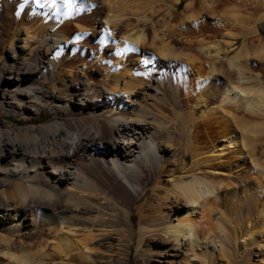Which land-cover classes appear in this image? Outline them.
I'll return each instance as SVG.
<instances>
[{"label":"bare ground","instance_id":"1","mask_svg":"<svg viewBox=\"0 0 264 264\" xmlns=\"http://www.w3.org/2000/svg\"><path fill=\"white\" fill-rule=\"evenodd\" d=\"M197 1L0 0V60L11 51L18 76L0 103L18 115L0 124V216L18 204L0 227L3 264H92L97 237L113 234L118 256L137 237L144 264L160 238L189 240L179 264H208L203 242L250 263L264 230V8L249 23L244 0ZM43 106L55 118L34 126ZM219 198L246 212L231 217Z\"/></svg>","mask_w":264,"mask_h":264},{"label":"rangeland","instance_id":"2","mask_svg":"<svg viewBox=\"0 0 264 264\" xmlns=\"http://www.w3.org/2000/svg\"><path fill=\"white\" fill-rule=\"evenodd\" d=\"M202 1L203 0H198L196 2V5H197L198 8L201 7L199 5H202L201 4ZM247 1H248V3H247ZM247 1L244 0V5L246 6V8H243V11L245 13L247 12V14H248L249 13V10H250V13H249L250 16L249 15H244V16L249 17L248 18L249 20L247 19V21L249 23H252L250 21H254L255 20L257 14H258V11L263 10V8H264V5H263L264 4V0L263 1H261V0H247ZM227 10H228V8L227 9H222V11L220 10L221 12L218 10V11H216L214 13H210L208 15V17H207L208 20H209V23H211L212 25L215 24V26H216L218 24L217 23L218 22L217 21L218 18H221L222 20H224L223 18H226V16L228 15V11ZM251 11H252V14H251ZM160 24L161 23H157V25H158L157 27H160L159 26ZM159 29H160L159 32L162 33V31H161L162 29L161 28H159ZM158 38H160V37H158ZM68 43L71 44L72 42L69 41ZM17 44L20 45V46H22V42H20V40L17 42ZM237 46L240 47L241 46V42L236 43L235 45H233L232 48H230V50L233 51L235 48H237ZM189 51H193V50H190L189 49ZM7 55H8V57H7ZM181 58L184 59L185 57L184 56H181ZM252 58L255 59L256 56H252ZM10 59H13V53L8 50V52H6V57H4V58H2L0 60V103L4 99H6V101L7 100L13 101V97H11V95H14L13 94L14 91L10 92V91L7 90V93L6 94L3 93V91L7 88V82L8 81H11V80L12 81H15L18 78V76L16 75V72H13L14 69L10 66V63H11ZM163 59H165V61H168L169 60L168 57H167V59H166V57H163ZM172 60H173V62H176V61H178V58H172ZM6 61L10 62L7 67H5V65H4V63ZM258 62H260V61L258 60ZM257 65H259V63ZM150 84L151 83H148L147 82L145 85L143 84L141 86H137V88L134 89V94H132V95L134 97H138V98L141 99V98H143V95L150 94L151 88H149V87H146L145 88L146 85H150ZM8 88L10 89V87H8ZM135 93H137V94H135ZM189 99H188V103L190 102L189 105H191V101L193 100V97H190ZM148 100H150V102H151L153 100V97H150ZM72 103H74V102H72ZM126 103H127V105H129L131 107L133 106V104L134 105H137V102L136 101H133L132 99H127ZM193 108L194 109L192 111H193L194 115L197 116V117H199L200 114L202 113V110H204L203 108H205V105L202 104V103H200L197 106H194ZM53 111L54 110L51 108V106H43L41 112H34L33 113V115L36 118L32 122V124L34 126H39L41 124L48 123V122L54 120V118H55V115L54 114L55 113H53ZM8 114H10L12 117H15V118L18 117V115L16 113L11 112V111H7V109H4L1 106V104H0V124L6 121V119H7L6 118V115H8ZM24 124L25 125H29V124H26V123H24ZM225 152H226V154H223V155L224 156H226V155L228 156L229 153L227 151H225ZM247 155L248 154H246V156L244 155V157H243V155H241V159L246 158L248 160L247 162L251 163V160H250L251 158L249 156H247ZM258 156L260 157L261 160H264V154L260 153ZM224 158L221 159V161H224L225 160ZM186 161H187V163L189 165L191 164V156L190 155L188 156V158H187ZM214 162H216V161H214ZM211 163H213V162H211ZM214 172H216V171H214ZM219 173H222V172H219ZM219 175L225 176L223 174H219ZM226 188H229V187H226ZM236 189L239 190V191L241 190L240 187H238V186L236 187ZM220 190H221L220 192H222L221 193V198H223V200H224V196H222V194L224 195L225 189H222V187H221ZM222 201L220 200V198L217 200L219 206L222 207L224 210H226V212L231 217H237L239 214H244V212H246L245 205H242L241 206L240 205L241 204L240 202H236V204L235 203L233 204L234 201H232V200L230 202L227 201V202H223V203H222ZM11 204L12 205H11L9 211H11L12 214L10 216H7V215L6 216H4V215H1L0 216V227L1 226L7 227V225H10L12 223H15L16 220H17V219H15L17 217H15L13 215H15V212H16L15 211V207H17L18 204L16 202L14 203L13 201L11 202ZM1 211L2 210L0 209V214H4L5 213V212L2 213ZM214 214H216V213H214ZM28 215L31 216L29 213H27L26 215L25 214H22V216H28ZM31 218L32 217H26V218H24L23 219L22 226H24L25 224H30ZM29 227L30 226L27 225V226H25V229L28 230ZM256 230H257L256 237L258 238V239H256V241L257 240L258 241L255 243V245H252L251 246L252 249H251V247L250 248H248V247L245 248V249H248L247 252L249 253V255L246 257V259H248V261L250 262L249 264H264V230L262 231V233H259V231H260V228L259 227H256ZM96 231H97V228H96ZM246 237L247 236H245V238ZM95 241H96V244L99 246V249L96 250V251H93V256H94V258H95L96 261L95 262H92V264H144L143 261H142L143 256L140 254L141 253V249H139L137 247L138 246V238L137 237H135V239L132 241V243H133L132 244V248H131L128 256H123V255H119L118 256V254L116 252L110 251V249L111 248H114V245L118 243L117 235L116 234H113V237L112 236H107V235L106 236L100 235V236L97 237V239ZM160 241H164V243H162V245H163L162 247H164L165 249H164V251L162 252V254L160 256L157 255L156 253H153L152 254V259L153 260L151 261V264H179L180 261H183V259L187 256V254L193 255L192 254L193 252L190 250L189 240H187V239L184 240V241H182V244H181L180 247L174 246V245L170 244L172 242L171 239H169V240H163L162 238H160ZM111 242H113V243H111ZM238 248H240L239 251H238ZM195 250H196V252L199 255H203V253L205 252V250H208L209 253H211V256L210 255L209 256L207 255V258H209L208 259V264H227L226 263L227 262L226 261L227 256L221 255L222 253H221V246H220V244H217L215 246V244L211 243V244L208 245V247H206V245L203 242L201 245H196L195 246ZM232 250H233V253L230 256V259H231L232 262H235L236 260H239L238 256L240 255V253L242 254L243 248L241 249L240 244H238L237 249L234 246H232ZM249 250H250V252H249ZM74 253H76V252H74ZM71 257H72V259H69V257L68 258L66 257V258H67V260H71L73 262L76 261V263L77 262L79 263V259L76 256H73L72 255ZM182 257H184V258H182ZM3 260H5V258H2L0 256V264H3L4 263ZM49 260L50 259H47V261H49ZM191 261L194 264H195V262H196V264H200L198 262L199 259L198 258H195L193 256L191 258ZM61 262L62 261L59 258L56 257L49 264H62ZM245 263L246 262H244L242 264H245ZM64 264H68V263L65 262Z\"/></svg>","mask_w":264,"mask_h":264},{"label":"snow or ice","instance_id":"3","mask_svg":"<svg viewBox=\"0 0 264 264\" xmlns=\"http://www.w3.org/2000/svg\"><path fill=\"white\" fill-rule=\"evenodd\" d=\"M37 2H39V0H37Z\"/></svg>","mask_w":264,"mask_h":264}]
</instances>
